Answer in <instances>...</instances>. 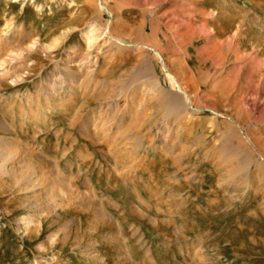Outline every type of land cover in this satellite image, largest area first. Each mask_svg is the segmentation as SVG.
Instances as JSON below:
<instances>
[{"label": "rangeland", "instance_id": "1", "mask_svg": "<svg viewBox=\"0 0 264 264\" xmlns=\"http://www.w3.org/2000/svg\"><path fill=\"white\" fill-rule=\"evenodd\" d=\"M0 264H264V0H0Z\"/></svg>", "mask_w": 264, "mask_h": 264}, {"label": "bare ground", "instance_id": "2", "mask_svg": "<svg viewBox=\"0 0 264 264\" xmlns=\"http://www.w3.org/2000/svg\"><path fill=\"white\" fill-rule=\"evenodd\" d=\"M209 22V21H208ZM208 25V24H207ZM206 26V25H205ZM206 46H208V45H206ZM236 54H238V52H236ZM153 128V127H152ZM44 212V211H43Z\"/></svg>", "mask_w": 264, "mask_h": 264}]
</instances>
